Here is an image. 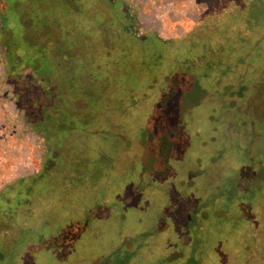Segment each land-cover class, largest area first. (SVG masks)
<instances>
[{"label":"rangeland","instance_id":"rangeland-1","mask_svg":"<svg viewBox=\"0 0 264 264\" xmlns=\"http://www.w3.org/2000/svg\"><path fill=\"white\" fill-rule=\"evenodd\" d=\"M117 1L81 0V4L84 9L95 6L104 17L115 14V19ZM121 1L135 35L124 34L122 40L113 23L104 29L94 21L81 39L68 37L71 46L79 48L71 49L83 61L79 71L85 74L83 66L94 60L115 85L112 92L107 90L113 98L102 104L107 110L111 106V111L102 108L105 113L96 116L104 133L88 140L80 134L69 144L95 147V152L87 147L85 152L77 150L84 156V171L92 177L79 189L71 187L72 195L62 207L51 201L53 209L45 218H28L49 224L50 230L19 229L0 245V264H264V0L245 13L247 25L253 19L263 24H256L261 31L255 39L247 36L243 65H230L229 40L211 46L200 40L210 34V27L195 29L212 7L219 8L209 4L216 1ZM38 2L31 1L30 10H36ZM53 11L51 7L46 13L52 17ZM38 29L32 23L31 30ZM152 35L163 41L184 38L191 45L184 49L185 56L171 62L168 56L162 58L164 48L155 45L148 37ZM6 51L0 50V192L38 174L47 148L45 140L29 131L15 105L4 67ZM160 67H168L171 78L188 74L200 85L203 79L207 82L203 89L197 82H185L178 93L174 84L164 88L167 97L178 96L177 114L166 111L168 103L164 111L152 110L164 94L155 87L153 92H159L146 107L155 115L150 124L161 117L157 125H181L185 133L173 144L174 153L158 150L156 155L149 144L141 146L138 140L144 125L133 120L135 102L119 98L129 94L131 81L152 80V70ZM77 96L74 106L84 99L81 93ZM145 132L152 135V128ZM182 139L189 141V147ZM158 143L162 146L165 139ZM40 232L47 233L41 249Z\"/></svg>","mask_w":264,"mask_h":264},{"label":"trees","instance_id":"trees-1","mask_svg":"<svg viewBox=\"0 0 264 264\" xmlns=\"http://www.w3.org/2000/svg\"><path fill=\"white\" fill-rule=\"evenodd\" d=\"M31 1L38 2V0H0V50L7 49L4 67L8 78L7 83L13 89L15 105L21 112L29 131L45 140L47 148L38 174L19 179L0 192V245H5L8 237L15 236L22 227L28 231H33L36 226H39L38 229L43 232L50 230L49 224L37 223L35 220L45 218L47 212L49 214V211L53 209L51 201H56L62 207L64 201H68L72 195L70 188L76 186V189H79L92 177L84 171V156L82 159V156L77 154V150L81 151L84 148L85 152V147H90L86 145L87 143H81L77 147L72 145L70 148L69 144L78 141L80 134L85 135V140H88L104 133L97 127L96 116L99 115L98 112L105 113L101 111L102 108L111 111V106L107 110L102 104L104 105V101L108 98H113L109 91L112 92L115 85L102 64L94 60H90L87 66H83L85 74L79 71L81 68L78 63L82 64L83 61L76 59L78 54L76 52L74 54L72 50L76 51L79 48L75 49L74 43L71 46V42L68 41L69 35L75 36L74 41L81 39L93 29L91 24L94 21L97 22V28L104 29L107 26L111 27L113 23L122 40L124 34H134L129 30L131 18L122 10L121 0L117 1L119 6L115 19H113L115 14H109L106 17L98 15L100 13L93 5L84 9L81 0H41L34 7L36 8L34 11L29 8ZM207 1H216L215 4H209L219 8L212 7L213 10L206 13L195 28L210 27L211 29L210 34L208 36L205 34L204 39L200 37V40L215 47L227 44L226 41L229 40L233 50L229 59L230 65H243L247 58V52L243 50L247 36L255 39L261 31L256 24L261 26L260 23H262L261 20L258 23L259 19H253V22L247 25L245 13L254 5H259L262 0ZM51 7H54V11L50 14L52 17L46 13ZM69 7L72 8L70 12H68ZM253 15L258 16L254 14V11ZM70 16L72 21H69ZM80 18H82L81 25ZM32 23L38 25V31L31 30ZM195 29H192L190 33H193ZM148 37L155 40L157 47L164 48L161 50L163 56L160 55L162 58L168 56L171 62L185 56V50H188L191 45V41L184 38L163 41L155 35ZM136 40L146 42L149 39L136 37ZM233 42L240 43L236 46ZM84 52L86 55L89 53L87 49H84ZM167 68L160 67L152 70L155 77L152 80H145L144 83L138 81L137 84L131 81L129 94L119 98L124 102L129 97L133 99V103L135 102V108H131L133 120H140L144 125L138 140L141 146L149 144L156 155L158 150H165L166 153L171 150L173 152V144L185 133L181 125H172V123L167 126L157 125L161 117L154 120V125H151L154 115L151 111L158 108L164 111L168 108V103L170 106L166 111L177 114L180 109L179 98L176 95L171 96L172 98L167 97L168 94L164 88L174 84V92L178 93V88L183 83L197 82L188 74L171 78ZM138 78L140 79L139 76ZM204 82L206 83L207 79H203L201 85L197 82L200 89H203ZM156 86L164 94L159 97V100L156 99L153 109L147 113L146 107L152 105L155 100L153 96L159 92L156 94L153 92L157 91L154 90ZM80 88L82 92H79ZM80 93L83 94L84 99L80 105L74 106L78 99L77 94ZM69 95L73 97L70 99ZM165 98L167 100H164ZM175 102L176 104H171ZM148 126L152 128V135L145 132ZM159 138L165 139V143H161L160 147L157 146ZM182 141L185 148L189 147L187 139ZM90 151L95 152V147L92 146ZM155 157L154 155L153 158ZM141 158L139 157V160L145 164ZM67 165L69 168L66 167ZM32 217H36L35 220L28 221V218ZM41 232L37 242L40 249L46 244L47 237V233L41 234ZM30 239L34 242L33 238Z\"/></svg>","mask_w":264,"mask_h":264},{"label":"flooded vegetation","instance_id":"flooded-vegetation-1","mask_svg":"<svg viewBox=\"0 0 264 264\" xmlns=\"http://www.w3.org/2000/svg\"><path fill=\"white\" fill-rule=\"evenodd\" d=\"M29 132V131H28Z\"/></svg>","mask_w":264,"mask_h":264}]
</instances>
